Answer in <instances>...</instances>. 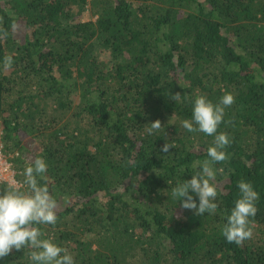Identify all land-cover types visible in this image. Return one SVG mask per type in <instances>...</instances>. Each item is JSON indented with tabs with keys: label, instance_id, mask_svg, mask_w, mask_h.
Returning <instances> with one entry per match:
<instances>
[{
	"label": "trees",
	"instance_id": "obj_1",
	"mask_svg": "<svg viewBox=\"0 0 264 264\" xmlns=\"http://www.w3.org/2000/svg\"><path fill=\"white\" fill-rule=\"evenodd\" d=\"M7 55L3 154L18 182L47 158L58 221L41 227L77 264H264V0H0L1 65ZM225 92L229 159L217 165L219 208L200 216L170 189L213 137L182 121L196 95ZM241 179L260 197L253 236L237 245L222 228ZM27 251L0 264H28Z\"/></svg>",
	"mask_w": 264,
	"mask_h": 264
},
{
	"label": "clouds",
	"instance_id": "obj_2",
	"mask_svg": "<svg viewBox=\"0 0 264 264\" xmlns=\"http://www.w3.org/2000/svg\"><path fill=\"white\" fill-rule=\"evenodd\" d=\"M12 64L11 55L3 58L4 68ZM182 98L179 92L172 96L177 103ZM234 102L231 92H225L216 102L207 95H196L192 100L191 117L182 121L187 132L213 137V143L207 147V159L199 161L198 167L194 163L191 178L177 180L170 189V198L184 210L203 216L214 214L219 208V188L215 181L219 174L225 173V168L217 165L229 159L227 149L232 139L229 133L218 129L225 121L226 109ZM150 125L149 131L161 127L160 121ZM172 147L166 142L161 151L168 153ZM48 169L47 158L38 155L24 168L22 181H13L8 189L0 192V260L13 251L28 250V264H77L69 248L46 235L41 227L55 225L58 221L57 199L48 184L42 183ZM236 186L237 198L227 215L222 235L227 242L239 245L253 236L260 194L250 181L241 179Z\"/></svg>",
	"mask_w": 264,
	"mask_h": 264
},
{
	"label": "built area",
	"instance_id": "obj_3",
	"mask_svg": "<svg viewBox=\"0 0 264 264\" xmlns=\"http://www.w3.org/2000/svg\"><path fill=\"white\" fill-rule=\"evenodd\" d=\"M2 132L0 130V153H2V141H1ZM5 162H0V182H9L10 184L15 181L16 172L13 170L11 164L8 162V159L4 157ZM1 159V158H0Z\"/></svg>",
	"mask_w": 264,
	"mask_h": 264
},
{
	"label": "rangeland",
	"instance_id": "obj_4",
	"mask_svg": "<svg viewBox=\"0 0 264 264\" xmlns=\"http://www.w3.org/2000/svg\"><path fill=\"white\" fill-rule=\"evenodd\" d=\"M90 0H88V2H89ZM87 8V10L81 15V17L80 18H78V19H80L81 21H88V20H90L91 18L93 19V17H92V15H93V13H92V10H91V8L89 7V5L86 7ZM24 31V30H23ZM23 31H22V33H23ZM107 59H109L110 58V54H106V56H105ZM0 74H9V70L8 69H6V68H4L3 67V65H1L0 64ZM1 152V151H0ZM5 157V156H4ZM0 162H5V159L3 158V152L2 153H0ZM5 158H7V157H5ZM16 175V174H15ZM15 181H16V178H15Z\"/></svg>",
	"mask_w": 264,
	"mask_h": 264
}]
</instances>
